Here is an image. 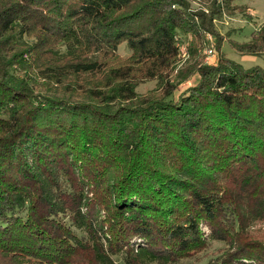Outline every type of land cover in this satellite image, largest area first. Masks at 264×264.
<instances>
[{
  "label": "trees",
  "instance_id": "1",
  "mask_svg": "<svg viewBox=\"0 0 264 264\" xmlns=\"http://www.w3.org/2000/svg\"><path fill=\"white\" fill-rule=\"evenodd\" d=\"M190 2L1 0L0 264H169L209 237L229 249L208 264H264L248 238L264 219V71L205 64L195 46L176 77L197 80L175 98L161 73L176 36L213 32ZM238 49L264 53V27ZM25 66L55 88L34 92L15 75ZM156 77L161 93L138 99Z\"/></svg>",
  "mask_w": 264,
  "mask_h": 264
},
{
  "label": "rangeland",
  "instance_id": "2",
  "mask_svg": "<svg viewBox=\"0 0 264 264\" xmlns=\"http://www.w3.org/2000/svg\"><path fill=\"white\" fill-rule=\"evenodd\" d=\"M190 1L189 5L192 11L203 13L207 15L209 19L211 18L212 30L214 33L207 32V30L203 31V43L199 38H196L194 34H178L176 36L178 53L175 61L165 69L160 68L163 70L161 75L165 80L160 77L144 78L141 80L136 88L138 99L147 98L151 94H160L164 88L162 85L163 80L165 82L164 84H166L167 81L176 84V90L174 92L175 98L193 85L197 80L196 75H192L183 81L178 80L176 75L183 69L187 70V67L195 61L196 57L191 53V50H193L195 46L198 51L197 56L202 58L205 64H217L222 54L244 68L259 67L264 71V53L248 54L238 49V46L248 43L253 35L264 27V0H232V2L228 4L224 3L225 0ZM213 11L216 12L215 15H213ZM35 34H37V32L25 36L22 42H24V44L32 43L36 39ZM219 39H221L220 51L217 48ZM210 48L214 51L212 55L207 53ZM55 49L58 51L66 50L64 45L59 44H57ZM131 53L127 43L120 44L117 49V57L125 60L126 63H129L128 60L130 59ZM109 56L112 57L111 55H106L105 57L99 58L102 61H106L107 68L110 66H117V60H111ZM143 65L142 67L137 65L135 69L139 70L141 67L142 70L144 67H148L145 64ZM16 69L15 75L19 78H23V81L28 83V87L34 89L36 93L40 91L47 92L49 89L53 90V88H55V85H52L53 81L50 79L46 80L40 77V74L34 76L37 71L32 67L25 66L21 71L19 68ZM185 72L187 73V71ZM134 73L137 77H142L140 70L134 71ZM81 81L98 85L96 84L97 79L90 76L82 77ZM249 224L248 238L264 243V219L252 220ZM203 228L206 235H208L209 228L206 226ZM227 249H229L228 244L209 237L205 248L195 252L191 256L172 261L169 264H208V262L219 258ZM91 258V252H84L83 255H79L78 260L84 264H92ZM114 259L116 264H128L121 257H115Z\"/></svg>",
  "mask_w": 264,
  "mask_h": 264
},
{
  "label": "built area",
  "instance_id": "3",
  "mask_svg": "<svg viewBox=\"0 0 264 264\" xmlns=\"http://www.w3.org/2000/svg\"><path fill=\"white\" fill-rule=\"evenodd\" d=\"M207 53L210 55H212V54H214V51H213V49L212 48H210V49H208V51H207Z\"/></svg>",
  "mask_w": 264,
  "mask_h": 264
}]
</instances>
